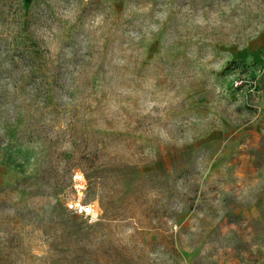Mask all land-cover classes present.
I'll use <instances>...</instances> for the list:
<instances>
[{"label": "rangeland", "instance_id": "1", "mask_svg": "<svg viewBox=\"0 0 264 264\" xmlns=\"http://www.w3.org/2000/svg\"><path fill=\"white\" fill-rule=\"evenodd\" d=\"M0 264H264V0H0Z\"/></svg>", "mask_w": 264, "mask_h": 264}, {"label": "built area", "instance_id": "2", "mask_svg": "<svg viewBox=\"0 0 264 264\" xmlns=\"http://www.w3.org/2000/svg\"><path fill=\"white\" fill-rule=\"evenodd\" d=\"M242 83V80H237L236 85H240ZM75 179L83 181L85 180L84 175L82 173H76ZM69 208L73 209L75 212L83 214L85 217H87L90 221H95L99 217V211L93 206L92 203L89 202H70Z\"/></svg>", "mask_w": 264, "mask_h": 264}]
</instances>
